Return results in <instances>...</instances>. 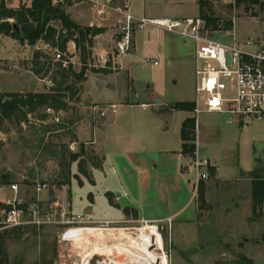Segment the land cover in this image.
<instances>
[{"label":"rangeland","instance_id":"1","mask_svg":"<svg viewBox=\"0 0 264 264\" xmlns=\"http://www.w3.org/2000/svg\"><path fill=\"white\" fill-rule=\"evenodd\" d=\"M4 1L15 6L21 2ZM127 1L137 17L199 15L198 0ZM260 1L263 5L230 8L208 0L211 14L220 17L225 27L234 17L238 39L264 43V0ZM66 12L80 27L98 30L90 42L77 39L81 64L70 69L60 66L66 70L63 75L57 68L60 63L51 56L49 65L37 74L33 72L34 54L46 57L42 52L46 43L28 46L11 35H0V93L70 86L62 89L65 110L38 108L28 112L25 119L18 112L0 122V180L27 189L35 179L45 181L50 196L43 190V201L50 197L53 205L66 197L71 212L96 221L92 224L95 227L136 232L145 221L155 223L147 219L161 218L156 222L161 226L162 235L158 234L163 249L165 243L168 264H264V196L257 203L252 198L253 182L264 179V119L240 123L225 113H200L196 127L194 122L193 143L197 140L200 155L218 165L219 178L194 186L192 170L182 166L185 161L178 151V130L185 112L172 111L168 128L154 112L167 109L175 101L194 98V41L146 26L135 31V49L132 46L123 57L122 69L114 70L100 66L96 55L100 49L110 51V22L98 25L87 19V11L86 19L78 21ZM54 24L60 30V22ZM214 39L230 42L233 36L217 32ZM32 46L38 48L33 51ZM32 77L43 79L42 85L31 84ZM110 104L117 105V113H112ZM55 117H59L58 122ZM81 147L84 153L80 158L85 160L88 175L78 170L76 160L71 163L67 184L57 185L66 176L58 161L60 152L68 155ZM255 163L254 171L237 176L240 168L250 170ZM60 232L56 225L24 228L19 239L6 238L8 259L35 264L44 256L52 258V264H80L83 248L68 234L71 242H59ZM90 240L91 249L93 237ZM113 241L110 238L104 243ZM97 259L93 257V264Z\"/></svg>","mask_w":264,"mask_h":264},{"label":"built area","instance_id":"2","mask_svg":"<svg viewBox=\"0 0 264 264\" xmlns=\"http://www.w3.org/2000/svg\"><path fill=\"white\" fill-rule=\"evenodd\" d=\"M216 1L231 8L236 7V0ZM72 4L86 5L96 24L103 25L106 21L111 24L110 51L100 49L96 53L97 62L102 67L122 69L123 57L132 49L135 31L146 26L193 40L195 83L192 112L195 127L200 113H225L229 119L240 122L264 119V43L252 38L238 39L235 35L234 17L229 18L230 24L227 27L219 17L216 27H213L200 15L179 18L137 17L131 12L127 0H51V5L55 7L67 8ZM217 32L231 34L232 41L215 40ZM42 52L63 67L81 64L76 35L67 38L63 48L46 44ZM151 61L158 64L157 59ZM46 82L50 83L51 80ZM109 107L112 113L116 112V104H110ZM46 110L52 111L51 108ZM100 114L103 115L104 112L101 111ZM54 120L58 122L59 117ZM198 146L199 142L196 140L186 165L192 170L191 181L194 186L211 178V162L208 157L200 155ZM62 189L64 186L60 190ZM43 190L49 193V184L37 179L29 189L20 187L16 182L5 183L0 180V233L12 228L56 225L61 229L58 241L71 242L66 235L72 229L94 226L92 224L96 221L71 212L66 197H60L53 205L50 204V197L48 201H43ZM154 224L162 235L161 226L156 221ZM158 251L165 252L169 259L165 243L164 249ZM87 264H93V259L88 260Z\"/></svg>","mask_w":264,"mask_h":264},{"label":"trees","instance_id":"3","mask_svg":"<svg viewBox=\"0 0 264 264\" xmlns=\"http://www.w3.org/2000/svg\"><path fill=\"white\" fill-rule=\"evenodd\" d=\"M249 3H260L263 5V2L260 0H236V6ZM198 6L199 15L206 18L209 24H214L219 18L211 14L212 7L208 0H198ZM226 6L231 8L229 5ZM56 21L60 22V30H58L54 24ZM13 25H15L18 29L17 34ZM97 30V28L92 30L91 27H80L69 17L64 7L52 6L51 0H23L15 7L7 4L4 0H0V35H11L20 43L25 42L28 45H34L41 41L51 46L57 45L58 47L63 48L67 38L72 35H76L78 40L81 39L90 42L93 34L96 33ZM47 59V57L35 52L33 63L34 67L32 69L33 72L37 74L42 70L44 65H49L50 61H47ZM60 66L61 65L59 64L57 68L62 70L61 74L63 75L66 70L61 69ZM82 71L83 68L79 71V73H76L77 78L81 77ZM67 88L69 89L70 86L66 85L62 88L58 85L48 89L47 91H17L0 93V122L4 119L16 116L18 112L23 114L25 119L28 112H33L38 108L65 110L67 108V101L64 99L65 95L62 93V89ZM167 108L192 111L193 102L175 101L172 104H169ZM48 127H50V125ZM180 138L182 141L181 152L189 157L191 152L194 150L193 116L187 117L182 121L180 127ZM83 153V147H81L77 152H69L68 155H66L63 151L60 152L58 161L59 164L64 167V173H66V176L63 173L65 178L57 181V185L67 184L71 163L76 160L78 170L83 175H88V172L84 168L85 160L80 158ZM6 176L7 175H5V177ZM252 195L253 203H257L258 198L264 196V179H259V181L253 182ZM24 228H12L0 233V264H18L10 262L4 249V243L7 237L19 239ZM35 264H52V258L45 259V257L42 256Z\"/></svg>","mask_w":264,"mask_h":264},{"label":"bare ground","instance_id":"4","mask_svg":"<svg viewBox=\"0 0 264 264\" xmlns=\"http://www.w3.org/2000/svg\"><path fill=\"white\" fill-rule=\"evenodd\" d=\"M78 229L80 231L68 232V236L73 237L74 244L83 248L80 264H87L93 257L98 258L96 264H168L165 252L158 251L163 249V239L161 244L160 233L154 223H143L136 232L122 227L94 226ZM91 237L94 246L90 249L88 245L93 242ZM110 238L114 239L112 243H104Z\"/></svg>","mask_w":264,"mask_h":264},{"label":"crops","instance_id":"5","mask_svg":"<svg viewBox=\"0 0 264 264\" xmlns=\"http://www.w3.org/2000/svg\"><path fill=\"white\" fill-rule=\"evenodd\" d=\"M21 1H23V0H21ZM9 5H11V6H15V5H13L12 4V2H10L9 3ZM84 8L86 9V10H84ZM66 9V11H68V12H71V15H73V17H74V20H82V19H86V12L85 11H87V13H88V20L89 19H93V17H92V14L91 13H89V9H88V7L86 6V5H84V4H72V5H70V6H68L67 8H65ZM72 12H74L73 14H72ZM87 20V21H88ZM6 37V36H5ZM6 38H9L8 36L6 37ZM133 38H134V36H133ZM26 45H28V44H26ZM28 46H30V45H28ZM38 47L37 46H32V50L34 51V50H36ZM135 49V42H134V46H133V50ZM33 82H31V84L33 83L35 86H39V84L40 85H42L41 83H40V81L42 82L43 81V79H39V78H30ZM37 79V80H36ZM8 91H12V92H17V91H20V90H8ZM38 91V90H37ZM192 100H193V98L192 99H190V100H183V101H191L192 102ZM179 101V100H178ZM140 104L141 105H143V106H145L146 105V102H140ZM84 105V104H83ZM176 111L177 109H170V108H167V109H155L154 110V112H155V114L157 115V116H159V117H161L163 120H164V127L165 128H168V121H169V116H170V114L172 113V111ZM183 112H185V117L182 119V121L185 119V118H187V117H191V116H193L192 115V111H188V110H182ZM115 113H117V111L115 112ZM182 121H181V123H182ZM181 123H180V126H179V130H178V134H179V137H180V127H181ZM240 123H242V122H240ZM180 140H181V138H180ZM90 142H94V141H90ZM181 143H182V141H181ZM165 151H167V150H169L168 148L167 149H164ZM180 153H181V159L182 160H184L185 162V165H182L184 168H188L186 165H187V163H188V156H186V154H184V153H182L181 152V147H180V149L178 150ZM207 157V156H206ZM209 158V157H208ZM209 160H210V162H211V168H210V171H211V179L210 180H208V181H214V180H217L218 178H219V175H218V173H219V171H218V165L217 164H215V163H213L212 161H211V159L209 158ZM254 169H256V163L254 164V166L250 169V170H244V169H242V168H240V170H238V174H237V176L238 177H240L243 173L245 174V173H249V172H252V171H254ZM254 176H256V177H260L259 176V174H256V175H254ZM146 219V218H145ZM147 220H150V221H161V220H163V219H161V218H149V219H147Z\"/></svg>","mask_w":264,"mask_h":264},{"label":"water","instance_id":"6","mask_svg":"<svg viewBox=\"0 0 264 264\" xmlns=\"http://www.w3.org/2000/svg\"><path fill=\"white\" fill-rule=\"evenodd\" d=\"M13 27H14V30H15V32H16V34L18 33V29H17V27L15 26V25H13Z\"/></svg>","mask_w":264,"mask_h":264}]
</instances>
